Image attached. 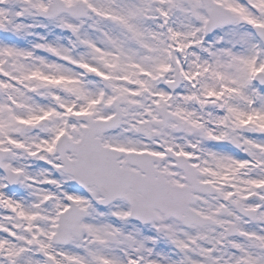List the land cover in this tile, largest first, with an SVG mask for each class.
I'll use <instances>...</instances> for the list:
<instances>
[{"label": "snow or ice", "instance_id": "snow-or-ice-1", "mask_svg": "<svg viewBox=\"0 0 264 264\" xmlns=\"http://www.w3.org/2000/svg\"><path fill=\"white\" fill-rule=\"evenodd\" d=\"M0 264H264V0H0Z\"/></svg>", "mask_w": 264, "mask_h": 264}]
</instances>
